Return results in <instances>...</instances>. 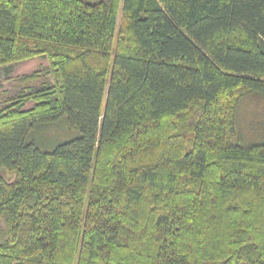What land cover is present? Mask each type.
Returning a JSON list of instances; mask_svg holds the SVG:
<instances>
[{
  "label": "trees",
  "instance_id": "trees-1",
  "mask_svg": "<svg viewBox=\"0 0 264 264\" xmlns=\"http://www.w3.org/2000/svg\"><path fill=\"white\" fill-rule=\"evenodd\" d=\"M38 57L0 82V264H264V0H0V67Z\"/></svg>",
  "mask_w": 264,
  "mask_h": 264
},
{
  "label": "rangeland",
  "instance_id": "rangeland-1",
  "mask_svg": "<svg viewBox=\"0 0 264 264\" xmlns=\"http://www.w3.org/2000/svg\"><path fill=\"white\" fill-rule=\"evenodd\" d=\"M89 3H97L102 0H85ZM47 60L38 57L6 67H0V82H3L2 90L9 88L6 81L9 78H17L29 75L39 68L47 67ZM1 91V89H0ZM30 108V106H28ZM241 129L246 131L248 140L264 139V105L257 101H248L241 108ZM35 144L43 151L52 152L59 145L71 142L79 137V132L74 130L67 117H63L51 124L38 126L31 133Z\"/></svg>",
  "mask_w": 264,
  "mask_h": 264
}]
</instances>
